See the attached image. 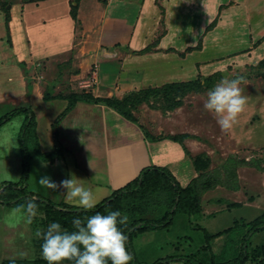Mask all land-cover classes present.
Returning a JSON list of instances; mask_svg holds the SVG:
<instances>
[{"label": "rangeland", "instance_id": "374dc122", "mask_svg": "<svg viewBox=\"0 0 264 264\" xmlns=\"http://www.w3.org/2000/svg\"><path fill=\"white\" fill-rule=\"evenodd\" d=\"M136 1L140 9H128L127 6L119 5L111 8L109 14H116L132 21L139 14V21H143L139 38H145L140 48L151 40L159 42L167 37L170 38V44H176L177 39L180 44L155 56L156 64L159 66L163 64V67L158 68L155 73L164 78L162 82L166 83L119 98L125 100L128 96L131 99H135L138 95L148 96V102L134 103L126 109L132 113L137 122L143 124L149 134L169 135L181 141L194 168L190 174V176L195 175L190 177V184L193 186L195 180L200 179L201 174L213 172L215 169L223 171L229 157L252 161L254 165L262 168L259 170L253 166H237L240 190L217 186L201 196L199 209L195 213L178 212L167 229L135 235L131 243L137 260L145 264H154L161 259L189 255L200 262H209L214 258L217 264H225L234 261L245 251V240L249 238L247 246L249 258L245 264H260L264 256L262 250L264 230L251 236L248 222L264 212V61H262L264 60V5L258 7V0H214L213 12L205 13L202 12L204 0ZM2 6L4 12L0 10L1 66L15 60L12 58L15 56L12 51L15 43L19 44L22 40L24 48L27 50L28 47V43L18 37L17 29L13 32L9 30L8 23L9 20L12 21V15L6 4ZM79 6L80 8L73 7L72 13L77 25V35L81 34L84 26L86 36L88 37L89 33L88 38H96L94 28L100 15L102 16L104 0L101 3L100 0H83ZM169 12L173 14L179 12L181 26L178 31L165 21ZM60 23L61 20L57 25ZM46 27H48L46 33H52L54 26ZM48 40L50 45L54 43L49 38H44L43 42L46 43ZM44 64L42 71L45 69ZM131 64L138 65L137 62ZM237 77L243 78L244 82L240 87L242 94L247 98V105L233 129L225 133L217 124L215 116L205 110L203 104L207 92L221 79ZM192 81L200 88L183 93L181 91L184 89L183 84ZM17 84L16 78L4 77L0 74V94L3 89H9L10 85L16 87ZM170 84L176 85L175 93L178 92L177 90L181 91L179 98L182 100L181 105L172 109L169 104L176 99V95L174 91L165 90V86ZM150 89L162 91L154 92ZM12 93L15 95L0 104V119L21 108L17 107V104L21 102L23 96L18 92V88ZM23 115H25L23 111L13 113L10 120L2 126L8 122L17 124V120ZM4 133L6 132L1 129L0 156ZM11 139H9L11 151H20L21 147L22 155L20 138L17 144L13 145L15 137ZM28 157H30L29 152ZM9 167L5 169L0 167V190L5 186L2 184L3 178L18 179L17 165L13 164L7 173ZM19 186L12 185L13 188ZM5 188L3 199L2 196L0 197L3 201L8 200L6 195L13 190L9 185ZM26 198L22 197L20 204L0 206V220L3 217L8 225L7 238L0 237V257H6L7 260L17 258L20 252H25L27 255L22 260L37 259L47 263L41 252L43 240L36 236V232L45 231L52 222H58L63 229L73 231V219L86 220L88 216L94 214L93 212L81 215L62 214L63 212H55L35 201L37 215L29 223L26 206L30 198ZM174 198L173 185L160 176L134 190L125 200V207L118 210L128 216L127 225H120L121 231L126 235L128 230L137 224L139 226L146 221L154 222L161 219L173 205ZM234 203H240L241 206H234ZM111 211L117 210L106 209L102 214ZM230 227L233 228L227 230ZM224 230L222 234L210 236L208 239L209 235ZM63 264H73V262L65 261Z\"/></svg>", "mask_w": 264, "mask_h": 264}, {"label": "crops", "instance_id": "0c3cea01", "mask_svg": "<svg viewBox=\"0 0 264 264\" xmlns=\"http://www.w3.org/2000/svg\"><path fill=\"white\" fill-rule=\"evenodd\" d=\"M130 1L104 0L102 16L94 28L97 36L88 38L90 35L86 36L84 26L77 35L72 16L73 7L80 8L79 3L83 0H0V10L4 12L2 5L6 4L12 15L9 30L17 29L18 37L28 43L27 50L22 40L15 43L12 48L15 60L0 65L2 76L18 80L16 87L10 85V90L3 89L0 104L14 96L12 92L18 88L23 97L17 107L31 109L36 122V142L27 143L30 157L29 196L26 199L35 197L38 201L43 198L56 205L65 203L80 207L78 201L66 200L63 195L66 189L52 191L41 187L38 180L43 175L50 176L57 184L66 178L78 179V183L92 191L96 205L108 199L115 190L139 178L142 170L149 166L168 168L183 188L190 184V177L195 176H190L194 168L181 142L169 135H147L143 124L126 118L103 101L87 98L121 99L129 93L166 83L155 73L163 67V64H156L155 56L174 49L171 47L179 46L180 41L178 43L177 39L176 44H170L167 37L159 42L151 40L140 48L145 38H139L143 29L139 14L133 21L109 14L111 8L119 5L140 9L136 0ZM213 2L204 0L202 12H213ZM262 5L264 0H258V7ZM59 20L62 23L57 25ZM165 21L176 31L180 29L179 12H169ZM46 26H54L52 33H46ZM44 38L54 43L50 45L49 40L44 43ZM43 64L45 71L41 69ZM25 119L26 115H23L17 124L8 122L0 127V135L1 129L6 132L1 140L0 167L5 169L16 164L18 168L17 180L3 178L2 199L7 185L22 183L21 147L20 151H11L9 139L15 137L12 145L17 144ZM53 152L59 154L48 159L46 155ZM2 199L1 207L5 206ZM7 227L6 219L2 217L0 237L7 238ZM5 258L0 257V264L7 260ZM169 264L185 263L171 261Z\"/></svg>", "mask_w": 264, "mask_h": 264}, {"label": "trees", "instance_id": "16d2710c", "mask_svg": "<svg viewBox=\"0 0 264 264\" xmlns=\"http://www.w3.org/2000/svg\"><path fill=\"white\" fill-rule=\"evenodd\" d=\"M28 1H37V0H28ZM79 1V0H76ZM76 7V6H74ZM264 61V60H262ZM260 61V63L262 62ZM184 89L183 93L188 92L190 89L200 88L199 85L196 82H188L183 84ZM165 90L167 91H174L175 93V84H170L165 86ZM155 91H162L160 89H150ZM150 90L148 92H150ZM178 92L175 93L176 99L172 101L169 104L170 109L174 108L177 105L182 104V100L179 98V93H181L180 90H177ZM178 96V98H177ZM90 100H99L105 102L110 107L115 108L119 113L124 115L126 118L137 122V120L133 117L132 113L129 112L126 108L127 106H133L134 103H141V102H148L149 98L147 95L140 96L138 95L135 97V99H131L129 96L125 100H119V99H113V98H94L92 96L87 97ZM18 111L25 112L26 119L23 124L20 139L22 144V157H23V179L22 183L19 186V188L15 187L13 188L11 184H9L10 188L13 189L8 195V200L4 201L5 204H20L22 203V197H28L29 193L27 191V180L29 176V165H28V150H27V143L28 142H36V122L35 117L31 109L29 108H20L16 109L10 114L6 115L4 118L0 119V126H2L4 123H6L10 118L12 117L13 113H16ZM144 127V126H143ZM145 128V127H144ZM147 135L149 132L145 130ZM172 139L181 142L177 137H171ZM59 153L53 152L46 155L48 159H54ZM245 165V166H253L257 169H262L259 166H256L252 163V161H248L245 159H238L236 157H229L228 163L225 164L224 170L221 169H215L213 172L205 173L200 175V179L198 181L195 180V185L192 184L188 185L186 188L181 187L180 182L176 179L174 174L165 167L160 166H149L142 170L139 178L134 180L132 183H129L128 185L119 188L113 192V194L103 201L102 203L95 206L94 209L91 210H84L81 207L77 206H70L65 203H62L61 205H56L50 200L40 198L38 200L39 203L46 205V207L51 208L55 212H63L62 214H76L81 215L83 213H96L100 212L102 213L106 209H112V210H121L125 207V200L128 198V196L136 189H138L141 186H145L151 181H153L156 177L164 178L167 182L173 185L174 191H175V198L173 200V205L171 208L167 211V213L159 220H156L154 222L146 221L141 223L139 226L138 224L130 228L126 234L128 237L127 240V249L130 253L133 254L134 259L130 262V264H145L142 262H139L137 260V257L134 253L133 247H132V239L135 235L139 233H144L147 231H158L161 229H167L174 221V218L176 214L183 213V214H193L195 213L200 206V198L201 196L208 190L214 189L217 186L227 187L232 190L238 191L240 190V181L239 176L237 172V166ZM234 206H241L240 203H234ZM248 226L250 227V234L251 236L257 232H260L264 230V212L262 215L257 217L254 220H250L248 222ZM233 227H230L227 230H231ZM224 231L219 232L217 234L209 235L210 236H218L222 234ZM249 244V238H246L245 240V251H243L240 256L235 259L234 261H228L225 264H244L247 262L249 255L247 251V246ZM263 253H264V247H263ZM171 261H182L185 264H217V262L212 258L209 262L206 261H198L193 256L189 255H178L175 257H170L169 259H161L155 262L154 264H169ZM3 264H13V260H5L3 261ZM15 264H47L41 260H15ZM260 264H264V256L260 261Z\"/></svg>", "mask_w": 264, "mask_h": 264}, {"label": "clouds", "instance_id": "9594fccd", "mask_svg": "<svg viewBox=\"0 0 264 264\" xmlns=\"http://www.w3.org/2000/svg\"><path fill=\"white\" fill-rule=\"evenodd\" d=\"M242 77L234 79L223 78L207 92L203 107L212 113L220 129L228 133L238 122V117L245 111L247 98L242 94L240 85ZM78 179L66 178L59 184L50 176L43 175L38 183L41 187L52 191L66 189L63 194L67 201H78L84 210L94 209L96 201L91 190L77 182ZM36 198H31L26 206L29 223L37 215ZM128 216L120 211L107 214L96 212L81 220L72 221L74 230L63 229L58 222H52L45 231L38 230L36 236L43 240L42 257L47 264H63L65 261L73 264H130L134 259L127 249L128 237L121 231L120 225H127ZM25 252L19 257L25 258ZM15 264V257L12 258Z\"/></svg>", "mask_w": 264, "mask_h": 264}]
</instances>
